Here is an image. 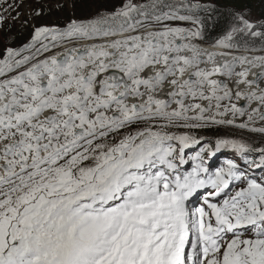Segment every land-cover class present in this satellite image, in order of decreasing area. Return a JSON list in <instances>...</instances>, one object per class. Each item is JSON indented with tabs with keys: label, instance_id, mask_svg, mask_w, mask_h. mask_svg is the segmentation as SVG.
<instances>
[{
	"label": "snow or ice",
	"instance_id": "6c2138e0",
	"mask_svg": "<svg viewBox=\"0 0 264 264\" xmlns=\"http://www.w3.org/2000/svg\"><path fill=\"white\" fill-rule=\"evenodd\" d=\"M20 7L0 0V28ZM218 11L122 0L4 37L0 264H264V144L204 134L264 135V55H233L264 52V20L231 10L209 52ZM223 149L239 160L210 171Z\"/></svg>",
	"mask_w": 264,
	"mask_h": 264
},
{
	"label": "trees",
	"instance_id": "16d2710c",
	"mask_svg": "<svg viewBox=\"0 0 264 264\" xmlns=\"http://www.w3.org/2000/svg\"><path fill=\"white\" fill-rule=\"evenodd\" d=\"M94 3V9L92 8L89 12H87L89 9L86 8H79L77 7V2L75 0V6H73L70 9H66L64 7H59L57 8L53 7L51 8L50 12L47 15V19L50 20L48 23L52 24L53 26H65L66 23L71 19V18H81L84 19L86 18L85 16L88 15H93L96 11V8L99 6H104L107 7L108 9H112L115 7L113 4L116 0H91ZM55 3L57 5H60L61 3H64L62 0H32V6H34V10L37 7H40L39 5L44 4V3ZM74 3V0H72ZM144 0H139L138 3H143ZM199 2L205 6L210 5V4H215L216 7L218 8L217 13H213V18L217 20V23L215 26H210L206 29L205 31V39L203 42L206 45H213L215 42L217 36L221 34V32L228 27L229 24V15L228 13L233 10H243L245 12H248L250 10V18L253 16L257 18L258 21L264 20V0H199ZM112 5V7H111ZM201 15L206 16L207 13H202ZM42 17V14L39 17H33L32 19L29 17L24 18L22 21H17L16 25H11V24H4L3 28H0V40H4V37L8 32H10V35L13 37V47H22L23 44L27 43L31 37L32 34V29H33V22L35 20L38 21V19ZM21 20V17H20ZM54 21V22H52ZM39 23L37 22L35 25H38ZM45 24V23H44ZM175 24H185V23H180V22H173V25ZM71 45V44H70ZM4 46V45H3ZM69 46V45H68ZM252 46V45H249ZM254 46L256 48L261 47V43L256 41L254 42ZM234 53H263L259 51L255 52H234ZM217 132L214 129L210 130H205L204 134L207 136L208 139H211L214 141L217 138ZM220 135H224L225 138H235V139H242L245 142L254 144L253 141L247 140V137H240L237 134L235 136L231 135H225L224 131L219 130ZM214 147V146H213ZM199 146L195 149H186L185 152L188 151H194L192 153V156L188 157L190 161H192L193 155L196 154V151L198 150ZM223 150H228V149H223ZM231 150V149H229ZM206 155V154H205ZM225 160V159H224ZM238 161V160H237ZM226 162V160H225ZM223 163L220 165V167H226V163ZM194 163H196L194 161ZM219 167V168H220Z\"/></svg>",
	"mask_w": 264,
	"mask_h": 264
},
{
	"label": "rangeland",
	"instance_id": "374dc122",
	"mask_svg": "<svg viewBox=\"0 0 264 264\" xmlns=\"http://www.w3.org/2000/svg\"><path fill=\"white\" fill-rule=\"evenodd\" d=\"M64 3H61L63 4V7L66 8V9H70L73 7V2L72 0H62ZM19 2L21 3V7L18 9V13H19V18L18 19H13L12 16H15L17 15V12H12L11 15L8 16V19L5 20L4 24H11V25H16V23L18 24L19 21H22L24 20V18L26 17H29V18H33V17H36L35 16V11H34V6H32V0H19ZM77 2V7L79 8H86V9H89L87 12H89L92 8L94 9V3L91 1V0H76ZM122 2V0H116L114 2V6L115 7H118L120 5V3ZM135 2H139V0H135ZM40 7H37L35 10H40L41 13H42V17H40L37 20H35L32 24L35 25L37 22L39 23L38 25H43V26H48V25H52L51 23L49 24L48 21L50 22V20L47 19V15L48 13L50 12L51 8L55 7L57 8V4L55 3H51V2H48V3H44V4H41L39 5ZM112 7V5H111ZM91 15H86L85 17L86 18H89L91 17ZM20 17H21V20H20ZM253 21H257V18L256 17H252L251 18ZM18 21V22H17ZM16 22V23H14ZM54 22V21H52ZM45 23V24H44ZM183 26V27H189L190 25L188 24H175L173 26ZM6 35H10V32H8ZM1 36V35H0ZM199 43H203V42H200L198 41ZM5 41L3 40H0V50L3 49V45H4ZM205 44V43H203ZM70 46H73V45H70ZM211 46V45H209ZM212 47V46H211ZM257 126H259L257 124ZM215 131H219L217 129H214ZM222 130V129H221ZM224 131V130H222ZM238 136L240 137H247V140L249 141H253V143H255V146H259L260 144H264V135H261L260 133H250L248 131H243V132H237L236 133ZM214 146V145H213ZM215 158V156H212V159ZM223 158H227L226 160H239V154L235 153L233 150H224V152L222 153L220 159H223ZM186 165V164H185ZM200 201V200H199ZM201 203L203 204V200L202 202H198V204Z\"/></svg>",
	"mask_w": 264,
	"mask_h": 264
},
{
	"label": "bare ground",
	"instance_id": "6f19581e",
	"mask_svg": "<svg viewBox=\"0 0 264 264\" xmlns=\"http://www.w3.org/2000/svg\"><path fill=\"white\" fill-rule=\"evenodd\" d=\"M196 43H198L202 48L206 49L209 52H212V51H220V49H215V48H213V47H211L209 45H206V44H203V43H199L198 41H196ZM76 46H80V45H76ZM68 47H72V46H68ZM233 55H241V54L240 53H235V54L233 53ZM242 55H246V56L252 57V56H260V55H264V54L260 53V54H242ZM228 59H231V57H228ZM221 62H223V59L222 58L217 61V63H221ZM209 67H211V65H209ZM260 71H261L260 69H253V74L249 76V79H252L253 76L256 73L260 72ZM230 86H232V85L230 84ZM241 87L243 88V86H241ZM261 87H264V84H261ZM238 103L240 105H244L245 102L243 100H241Z\"/></svg>",
	"mask_w": 264,
	"mask_h": 264
},
{
	"label": "water",
	"instance_id": "95a60500",
	"mask_svg": "<svg viewBox=\"0 0 264 264\" xmlns=\"http://www.w3.org/2000/svg\"><path fill=\"white\" fill-rule=\"evenodd\" d=\"M241 55H242V53H241Z\"/></svg>",
	"mask_w": 264,
	"mask_h": 264
}]
</instances>
